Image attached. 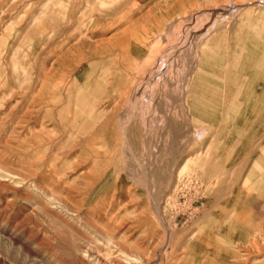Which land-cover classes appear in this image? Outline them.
Returning <instances> with one entry per match:
<instances>
[{"label":"rangeland","instance_id":"374dc122","mask_svg":"<svg viewBox=\"0 0 264 264\" xmlns=\"http://www.w3.org/2000/svg\"><path fill=\"white\" fill-rule=\"evenodd\" d=\"M0 205V264H264V0H0Z\"/></svg>","mask_w":264,"mask_h":264},{"label":"bare ground","instance_id":"6f19581e","mask_svg":"<svg viewBox=\"0 0 264 264\" xmlns=\"http://www.w3.org/2000/svg\"><path fill=\"white\" fill-rule=\"evenodd\" d=\"M240 3V2H239ZM245 4V3H244ZM247 4V3H246ZM238 5V4H237ZM239 6V5H238ZM242 6H243V4H242ZM152 46V45H151ZM149 48V47H148ZM150 48H152V47H150ZM150 52V51H149ZM146 60V59H145ZM144 61V60H143ZM260 69V68H259ZM131 86V85H130ZM127 89V88H126ZM125 90V89H124ZM123 90V91H124ZM95 97H97V96H95ZM84 102V101H83ZM88 104V103H87ZM86 104V105H87ZM94 105V104H93ZM81 106V105H80ZM6 197V196H5ZM1 206V205H0ZM22 212H23V210H22ZM11 216V215H10ZM20 218V217H19ZM17 220V219H16ZM8 221V220H7ZM4 223H6V222H4ZM7 224V223H6ZM4 229V228H3ZM6 230V229H5ZM2 231V230H1ZM10 231V230H9ZM100 232V231H99ZM13 233V232H12ZM22 233V232H21ZM5 234V233H4ZM4 236V235H3ZM101 236V235H100ZM16 237V236H15ZM102 237V236H101ZM103 238V237H102ZM18 242V241H17ZM22 242V241H21ZM28 242V241H27ZM16 243V242H15ZM19 243H20V240H19ZM17 244V243H16ZM21 246V245H20ZM22 246H25L24 244L22 245ZM29 246V245H28ZM27 247V246H26ZM24 249H26L25 247H24ZM28 249L30 250V248L28 247ZM37 253V252H36ZM33 254H34V252H33ZM35 255V254H34ZM33 255V256H34ZM39 255V254H38ZM39 257V256H38ZM96 258V257H95ZM43 259V258H42ZM101 259V258H100ZM102 260V259H101ZM101 262V261H100ZM2 264V263H1Z\"/></svg>","mask_w":264,"mask_h":264}]
</instances>
